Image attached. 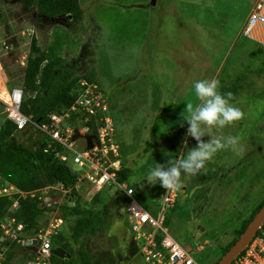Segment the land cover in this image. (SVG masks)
Masks as SVG:
<instances>
[{
  "label": "rangeland",
  "instance_id": "1",
  "mask_svg": "<svg viewBox=\"0 0 264 264\" xmlns=\"http://www.w3.org/2000/svg\"><path fill=\"white\" fill-rule=\"evenodd\" d=\"M23 1L0 0V95L19 85L33 38L46 48L57 27L66 29L73 46H66L63 55L80 74L96 71L111 105L122 166L133 167L127 184L154 216L157 196L165 189L143 180L148 168L183 158L196 146L186 136L183 121L184 104L196 102L192 82L216 78L224 67L233 75L246 71L244 83L249 86L230 101L242 118L211 133L238 136L239 149L218 151L195 175L182 173L177 207L167 212L172 236L196 259L203 254L205 264H213L222 255L221 247L234 238L235 228L264 200V74L255 70L264 54L250 57L256 42L243 35L257 0H82L81 21L63 15L48 19L25 8ZM0 103L1 127L8 115ZM153 124L157 129L152 130ZM29 126L12 135L34 146L33 140L43 134ZM75 146L82 151L86 141L76 139ZM58 188L54 197L63 203ZM109 188L91 185L83 200L94 203L100 193L97 202L102 203L116 189ZM69 202L74 203L72 194ZM123 213L122 218L119 210L108 213L104 230L90 239L94 264H147ZM55 216L53 211L48 219ZM62 218L60 230H67L69 221ZM24 258L19 254L14 264H25Z\"/></svg>",
  "mask_w": 264,
  "mask_h": 264
},
{
  "label": "trees",
  "instance_id": "2",
  "mask_svg": "<svg viewBox=\"0 0 264 264\" xmlns=\"http://www.w3.org/2000/svg\"><path fill=\"white\" fill-rule=\"evenodd\" d=\"M23 3L25 8L35 9L39 15L48 19L63 15L69 16L67 18L69 21H81L84 15L82 0H24ZM71 39L72 37L66 29L59 30L57 27L53 40L46 48H42L36 38H33L31 42L19 85L24 91L21 110L24 114L31 116V120L35 123L48 122L51 113L60 112L70 107L75 102L82 79L100 85L94 69L80 74L77 67L71 66L63 55L66 46H73ZM255 44V48L249 49L250 57L253 58L264 54V46L257 42ZM249 68L251 69L252 66L249 65ZM255 70L261 75L264 74V56L261 63L255 66ZM246 76V71L233 75L228 72L226 67L222 68L220 76L216 77L220 81L219 91L221 94L231 93V101L236 100L243 87L249 86L244 83ZM16 85L17 83L13 87ZM102 90L104 91L103 87ZM105 97L107 99L106 93ZM110 106L109 104V114L114 120ZM88 124L92 132L97 133L98 124L94 120ZM153 125L152 130L157 129L156 124ZM16 128V124L10 119L0 127V175L4 181L22 191H31L50 185L62 186L64 190L74 196V203L65 199L59 205L53 204L51 207H44L37 197H23L19 194L0 196V237L4 235L1 223L9 217L15 218L17 223L23 224L24 227L19 232L21 237H27L29 233L34 235L40 229V223L49 217V212L58 207L64 219L69 223L67 230L62 229L53 236L52 245L53 247H63L72 256L68 259L51 255L49 261L52 264H94L95 256L90 249L89 241L104 230L108 223V213L112 216L114 211L119 210L120 218L124 216L123 212L126 211L128 202L127 197L120 190L115 189L102 203L97 202L100 193L94 197V203L85 202L83 195L88 191V186L82 184L81 188H75L78 183L77 172L56 156L57 150H60L61 147L57 146L55 149V146H52L47 149L49 140L43 135L39 140H33L34 146H27L12 135ZM29 128L35 127L30 124ZM133 172V167L123 165L119 171L118 180L130 184ZM109 189L114 188L110 187ZM52 192L54 194L55 191L52 190ZM15 200L18 201V207L12 210ZM112 201L117 203H112ZM263 206L264 200L259 203L248 218H245L235 228L234 238L221 247L222 255L213 264H217L229 251ZM176 207L177 203L173 208ZM166 223L168 224V218ZM258 234H264V222L257 230L256 235ZM0 250L3 252L0 264H14L19 254L23 255L24 259L37 256L35 245H25L18 240H0ZM197 260L200 264L205 263L204 255L199 254Z\"/></svg>",
  "mask_w": 264,
  "mask_h": 264
},
{
  "label": "built area",
  "instance_id": "3",
  "mask_svg": "<svg viewBox=\"0 0 264 264\" xmlns=\"http://www.w3.org/2000/svg\"><path fill=\"white\" fill-rule=\"evenodd\" d=\"M243 35L264 46V0L255 2L243 29ZM3 93L5 96L0 95V102L5 105L7 117L16 124L17 130L33 124L49 140L47 149L52 146H55V149L57 146L61 147L57 150L56 156L77 172L76 189L81 188L82 184L93 185L100 190L108 186L120 190L127 197L126 212L130 229L135 242L140 245L141 256L147 264H200L193 252L172 236L166 223L168 210L176 204L178 187L165 189L157 196L156 204L159 210L154 216L139 202L136 189L118 180L122 167L121 152L119 144L113 139L114 120L109 114V104L99 84L82 79L75 102L60 112L51 113L48 122L43 124L33 122L31 116L22 112L24 94L22 87L15 86ZM91 120L98 124L97 133H93L88 124ZM76 131L82 134V137L76 139L82 138L86 141V148L82 151L77 150L75 146L76 139L73 137ZM87 135H93L92 146L88 144ZM59 187L50 185L22 191L4 181L0 175V196L19 194L23 197H37L44 207L61 204L54 197L52 190L60 189L64 193L63 199L70 195L62 186ZM17 202L16 200L13 203L12 210L18 207ZM53 211L58 217H52L53 219L47 217L43 220L38 232L29 239L19 234L24 227L22 223H17L15 218H7L1 223L4 235L0 240H18L31 245L39 243L37 256L26 260L25 264H51L49 257L52 255L50 252L53 247L52 239L63 223V216L57 212L58 207L49 213L53 214ZM27 240L31 242L28 243ZM2 257L3 252L0 250V261ZM230 264H264V234L255 235Z\"/></svg>",
  "mask_w": 264,
  "mask_h": 264
},
{
  "label": "clouds",
  "instance_id": "4",
  "mask_svg": "<svg viewBox=\"0 0 264 264\" xmlns=\"http://www.w3.org/2000/svg\"><path fill=\"white\" fill-rule=\"evenodd\" d=\"M219 88L220 81L214 77L192 82L190 92L196 102L189 100L184 104L183 121L188 125L186 136L193 138L196 146L189 148L183 158H168L166 164L156 163L150 166L143 179L148 185L159 183L166 190L177 188L180 186L182 173L195 175L218 151L239 149L238 136L220 137L211 134L213 128L230 126L243 115L240 109L230 102L232 94H221ZM206 136L209 139L205 141L202 138ZM182 144L187 147V140L182 141ZM65 199L69 200V196ZM33 245L36 248L39 246L36 243Z\"/></svg>",
  "mask_w": 264,
  "mask_h": 264
},
{
  "label": "water",
  "instance_id": "5",
  "mask_svg": "<svg viewBox=\"0 0 264 264\" xmlns=\"http://www.w3.org/2000/svg\"><path fill=\"white\" fill-rule=\"evenodd\" d=\"M155 0L153 1V3ZM82 137L81 133L76 131L74 135V139ZM93 135H87V139L89 140V146L93 145L92 142ZM264 222V206L259 210V212L255 215L251 223L248 225L244 233L240 236V238L233 244V246L229 249V251L221 258V260L217 264H230V262L247 246L250 240L256 235L257 230ZM47 224V223H46ZM31 241H28L30 243ZM39 245V243H36ZM51 254L58 256L60 258H71V253H69L66 249L61 246H56L51 249Z\"/></svg>",
  "mask_w": 264,
  "mask_h": 264
},
{
  "label": "crops",
  "instance_id": "6",
  "mask_svg": "<svg viewBox=\"0 0 264 264\" xmlns=\"http://www.w3.org/2000/svg\"><path fill=\"white\" fill-rule=\"evenodd\" d=\"M29 259H31V258H29ZM25 260H28V259L26 258Z\"/></svg>",
  "mask_w": 264,
  "mask_h": 264
},
{
  "label": "bare ground",
  "instance_id": "7",
  "mask_svg": "<svg viewBox=\"0 0 264 264\" xmlns=\"http://www.w3.org/2000/svg\"><path fill=\"white\" fill-rule=\"evenodd\" d=\"M5 96V95H4Z\"/></svg>",
  "mask_w": 264,
  "mask_h": 264
}]
</instances>
